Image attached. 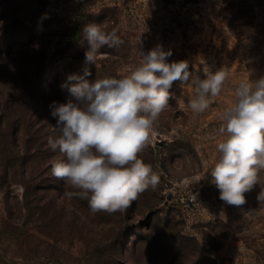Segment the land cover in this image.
<instances>
[{
	"label": "rangeland",
	"instance_id": "obj_1",
	"mask_svg": "<svg viewBox=\"0 0 264 264\" xmlns=\"http://www.w3.org/2000/svg\"><path fill=\"white\" fill-rule=\"evenodd\" d=\"M123 41L96 64L86 25ZM160 48L205 79L224 67L220 95L201 114L187 103L191 78L169 89L139 158L159 176L124 212L93 213L79 191L51 174L65 159L53 102L65 83L121 78ZM264 77V0H0V264H264V171L241 206L222 201L210 169L220 113L239 82Z\"/></svg>",
	"mask_w": 264,
	"mask_h": 264
},
{
	"label": "clouds",
	"instance_id": "obj_2",
	"mask_svg": "<svg viewBox=\"0 0 264 264\" xmlns=\"http://www.w3.org/2000/svg\"><path fill=\"white\" fill-rule=\"evenodd\" d=\"M90 45L86 64H96L99 49L118 47L123 41L113 30L104 32L99 25L84 28ZM159 47L143 56L130 73L116 78L106 76L89 82L91 72L70 75L65 83L73 99L52 106L60 136L48 140L53 150L65 158L51 165V174L79 191L67 193L87 199L93 213L124 212L140 194L155 189L159 176L139 158L146 147L154 123L168 107L169 89L179 80L191 78L193 96L187 108L204 113L222 91L228 71L222 67L205 79L189 71L187 61L167 63ZM218 131L223 137L217 145L218 159L210 169L220 199L241 206L264 171V77L252 82L241 80L235 100L220 113ZM259 199H264V193Z\"/></svg>",
	"mask_w": 264,
	"mask_h": 264
}]
</instances>
